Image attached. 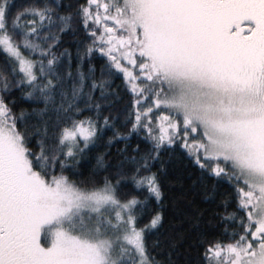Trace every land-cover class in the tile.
I'll return each mask as SVG.
<instances>
[{
    "label": "snow or ice",
    "instance_id": "snow-or-ice-1",
    "mask_svg": "<svg viewBox=\"0 0 264 264\" xmlns=\"http://www.w3.org/2000/svg\"><path fill=\"white\" fill-rule=\"evenodd\" d=\"M0 264H264V0H0Z\"/></svg>",
    "mask_w": 264,
    "mask_h": 264
},
{
    "label": "trees",
    "instance_id": "trees-1",
    "mask_svg": "<svg viewBox=\"0 0 264 264\" xmlns=\"http://www.w3.org/2000/svg\"><path fill=\"white\" fill-rule=\"evenodd\" d=\"M65 42L67 46L73 47L74 45L71 42L70 37H65ZM122 103V102H121ZM110 134V133H108ZM132 143H136L135 136L131 139ZM100 148L95 149L94 151H100ZM90 162L89 161H82L81 162V168L84 170H87L89 167ZM182 169L179 165L174 164V162H169L167 164V177H176L179 174H182ZM188 189V181L186 178H184L183 184H168L165 182V207H164V230H170L171 227H173V221L178 218V214L176 212V208L173 206L174 198L178 197L181 192H184ZM188 195H192V193L189 191ZM197 200H199V197H195ZM203 206V205H201Z\"/></svg>",
    "mask_w": 264,
    "mask_h": 264
}]
</instances>
